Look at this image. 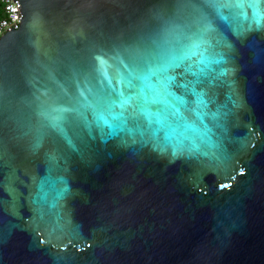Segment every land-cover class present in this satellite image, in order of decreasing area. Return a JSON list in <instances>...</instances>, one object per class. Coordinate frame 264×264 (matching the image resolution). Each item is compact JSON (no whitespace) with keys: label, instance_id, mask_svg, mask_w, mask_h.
Segmentation results:
<instances>
[{"label":"water","instance_id":"95a60500","mask_svg":"<svg viewBox=\"0 0 264 264\" xmlns=\"http://www.w3.org/2000/svg\"><path fill=\"white\" fill-rule=\"evenodd\" d=\"M19 3V28L0 38V264H264V32L251 33L253 45L240 51L239 97L228 99L225 86L210 105H226L224 128L205 118L229 160L212 148L173 161L151 145L117 147L98 136L88 138L92 150L82 156L40 115L54 93L36 86L47 82L44 66L70 86L73 64L87 66L94 51L114 48L105 59L115 77L116 50L123 58L125 46L175 17L177 0ZM239 98L237 108L231 101ZM185 115L202 128L194 113ZM66 132L83 148L71 127ZM188 135L200 143L199 132ZM54 152L67 162L58 157L50 168ZM225 175L235 179L221 190ZM10 176L19 194L15 213ZM65 182L70 193L58 195Z\"/></svg>","mask_w":264,"mask_h":264},{"label":"snow or ice","instance_id":"6c2138e0","mask_svg":"<svg viewBox=\"0 0 264 264\" xmlns=\"http://www.w3.org/2000/svg\"><path fill=\"white\" fill-rule=\"evenodd\" d=\"M177 3V15L134 45L125 46L123 58L116 50L112 58L119 61L120 67L115 77L109 76L105 59L114 48L94 51L87 66L73 64L70 86L44 66L47 82H38L36 86L46 96L52 89L54 93L41 103L40 115L73 151L83 156L85 151L92 150L88 138L95 140L98 136L104 143L115 139L117 147L151 145L155 151L170 153L173 161L197 153L209 155L212 148L220 152L218 158L230 159L221 144L211 139L212 129L205 118L210 117L216 127L224 128L221 121L228 113L222 108L226 105H217L215 111L210 105L215 103L218 89L225 86L228 99L233 95L239 97V74L243 67L239 54L242 48L253 45L251 33L264 32V0H177ZM258 55L264 58V48L259 49ZM231 102L239 108L243 100ZM190 112L202 128L189 121L185 114ZM66 126L74 130L83 148L77 147L67 135ZM81 128L86 129L87 137ZM190 129L200 133V143L188 135ZM252 134L258 133L251 129ZM247 146L245 141L243 147ZM251 147L255 148V144ZM58 157L67 162L61 153H49L50 168L58 166ZM245 172V168H239V175ZM234 179L235 176L225 175L218 188H231ZM12 184L10 176L7 190L12 195L15 213L19 194ZM40 188L43 192V182ZM199 191L206 194L202 187ZM65 193H70L66 182L58 195ZM36 211L42 215L40 209ZM39 243H46L43 236Z\"/></svg>","mask_w":264,"mask_h":264},{"label":"built area","instance_id":"2783aa9c","mask_svg":"<svg viewBox=\"0 0 264 264\" xmlns=\"http://www.w3.org/2000/svg\"><path fill=\"white\" fill-rule=\"evenodd\" d=\"M4 16L0 19V38L7 32L17 30L21 24L23 15L20 12L19 0H1Z\"/></svg>","mask_w":264,"mask_h":264},{"label":"trees","instance_id":"16d2710c","mask_svg":"<svg viewBox=\"0 0 264 264\" xmlns=\"http://www.w3.org/2000/svg\"><path fill=\"white\" fill-rule=\"evenodd\" d=\"M4 16V11H3V4L0 0V19Z\"/></svg>","mask_w":264,"mask_h":264}]
</instances>
